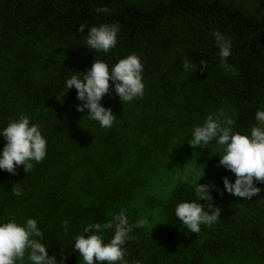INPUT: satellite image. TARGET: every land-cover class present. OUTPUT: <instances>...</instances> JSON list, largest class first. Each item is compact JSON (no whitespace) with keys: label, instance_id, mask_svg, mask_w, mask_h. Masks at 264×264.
Returning <instances> with one entry per match:
<instances>
[{"label":"trees","instance_id":"1","mask_svg":"<svg viewBox=\"0 0 264 264\" xmlns=\"http://www.w3.org/2000/svg\"><path fill=\"white\" fill-rule=\"evenodd\" d=\"M101 7L109 11L98 12ZM103 23L120 25L117 44L107 53H96L86 46L87 31ZM217 30L231 38V55L223 61L213 36ZM22 39L54 47L47 57L51 70L41 81L35 77L31 52L8 54ZM131 53L141 57L144 95L122 102L110 80L101 103L117 117L112 127L102 128L88 119L87 109L77 111L83 102L77 100L74 86L67 89L66 79L82 78L94 59L112 65ZM185 59L197 70L185 72ZM202 59L207 62L204 71ZM224 64L233 71L226 73ZM0 71L19 114L42 125L55 155L65 151L71 156L87 148L92 168L98 171L86 178L88 189L97 191L92 192L97 203L85 207L81 228L72 238L52 229L42 231L41 242L58 264H78L82 258L74 251L75 238L88 224H103L108 208L129 199L136 189L137 182L126 180L123 173L107 175V163L118 170L128 156L139 161L165 152L177 135H186L220 109L229 116L235 112V131L248 132L256 124V111L264 109V16L225 0H0ZM4 105L0 104V113ZM5 143L0 137V151ZM97 146L99 154L92 157ZM32 179L23 165L15 173L0 170V186L11 194L12 187H34ZM201 184L212 186L213 205L221 208V218L211 226L202 225L199 234L188 235L174 210L195 196L193 186L180 185L164 205L165 222L158 230L133 228L135 239L124 246L128 264H204L209 255L237 249L264 261V189L258 186L261 191L251 197L250 208L237 223L234 212L226 209L221 186ZM201 203L208 208L207 201ZM126 215L132 224L139 219ZM113 234L114 229H108L106 239Z\"/></svg>","mask_w":264,"mask_h":264},{"label":"clouds","instance_id":"2","mask_svg":"<svg viewBox=\"0 0 264 264\" xmlns=\"http://www.w3.org/2000/svg\"><path fill=\"white\" fill-rule=\"evenodd\" d=\"M97 11L108 12L109 9L101 7ZM79 31H84L83 25ZM119 31L118 23L92 26L87 31L86 46L96 53H107L116 46ZM213 36L219 49L218 55L223 61L231 55V38L219 30L214 31ZM182 67L185 72L197 70V65L187 59L182 62ZM206 67L207 62L202 59L200 71H204ZM142 72L141 57L131 53L112 65L104 60L94 59L82 78L72 75L65 83L67 89L75 87L77 100L83 102L77 105V111L87 109L88 119L98 122L102 128H110L117 116L110 107L101 103L103 96L110 90V80L120 100L131 101L144 95ZM234 115L235 112L231 116L227 115L224 109L209 114L202 124L193 126L189 144L193 148L207 147L213 141L219 145V164L236 177L233 182L225 176L224 189L233 196L250 199L261 191L256 182H264V109L256 111V124L248 132L234 130ZM0 137L6 141L0 151V170L15 173L17 167L23 165L27 173L33 161L39 163L46 156L47 140L39 127L31 123L26 115L0 127ZM211 187L194 182L195 199L181 201L175 207V216L191 233L199 234L202 225L211 226L221 218V208L213 205ZM12 190L13 195H22L21 188L12 187ZM202 200L208 202L207 209L201 203ZM146 223L143 218L138 219L135 224L130 223L125 210L121 209L106 223L94 222L85 226L83 233L72 244L74 251L79 253L83 264H128L124 246L127 241L135 239L132 235L133 228H143ZM63 227L67 232V221ZM107 229H114L110 239H106L104 235V230ZM42 239L43 232L36 219L27 218L24 222H19L16 219L0 218V264H58L56 256L49 254Z\"/></svg>","mask_w":264,"mask_h":264},{"label":"rangeland","instance_id":"3","mask_svg":"<svg viewBox=\"0 0 264 264\" xmlns=\"http://www.w3.org/2000/svg\"><path fill=\"white\" fill-rule=\"evenodd\" d=\"M225 1H234L249 11L264 16V0ZM29 41L22 39L15 42L8 54L17 53L20 50L31 52L30 58L34 60L36 66L35 77L41 81L51 70L47 57L53 53L54 47L46 43ZM224 71L230 73L233 69L230 65L224 64ZM111 83L113 84L112 81ZM0 104H5L0 113V127H5L9 121L18 119L22 115L19 114L20 110H17L14 97L5 87L4 73L1 71ZM39 129L45 136L42 125ZM191 138V131L184 136L179 134L167 151L153 154L146 160L136 161L134 157L128 156L127 161L118 170L107 163L110 166L104 169L110 172L107 175L113 177L118 171L126 175V180L137 182V185L129 199L115 202L108 208L104 223L124 209L126 214L145 219L146 229L154 232L165 222L164 205L173 191L180 185L193 186L194 182L218 183L223 191L226 209L234 212L236 222L240 223L250 208L251 198L233 196L224 189V177H229L233 182L236 177L230 170L219 164L221 157L217 153L220 152V146L213 141L207 147L193 148L189 144ZM99 149L98 146L93 147L91 156L94 157L96 154L97 158ZM64 152L62 151L61 156L55 155L54 149L47 143L45 158L39 163L33 161L29 169L34 187L24 188L21 196H15L0 186V218L16 219L19 222L34 218L42 231L52 229L64 238H72V234L77 231L86 215L85 207L97 203L94 202L95 195L92 193L97 191L88 189L89 184L86 178L93 177L98 171L95 172L92 168L87 148L74 152L71 156ZM128 170L129 172L126 173ZM200 176L202 177L198 181ZM256 186L264 189V182H256ZM261 201H264V197H261ZM65 221H67V232L63 227ZM107 230H104L105 238ZM187 233L194 234L188 229ZM78 264H83L82 259ZM204 264H264V261L254 254L237 249L218 255H209Z\"/></svg>","mask_w":264,"mask_h":264}]
</instances>
